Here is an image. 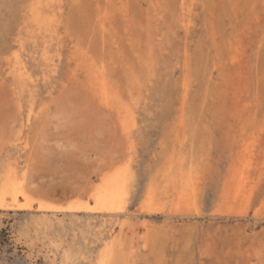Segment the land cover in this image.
<instances>
[{"label": "rangeland", "instance_id": "rangeland-1", "mask_svg": "<svg viewBox=\"0 0 264 264\" xmlns=\"http://www.w3.org/2000/svg\"><path fill=\"white\" fill-rule=\"evenodd\" d=\"M15 170L0 264H264V0H0Z\"/></svg>", "mask_w": 264, "mask_h": 264}, {"label": "bare ground", "instance_id": "bare-ground-1", "mask_svg": "<svg viewBox=\"0 0 264 264\" xmlns=\"http://www.w3.org/2000/svg\"><path fill=\"white\" fill-rule=\"evenodd\" d=\"M48 1V0H47ZM55 1V0H54ZM44 2V1H43ZM59 2V1H58ZM40 3V2H39ZM45 4H46V2H44ZM43 3V4H44ZM38 5V4H37ZM36 5V6H37ZM41 5V4H40ZM36 6H34V7H36ZM43 6V5H42ZM45 7V6H44ZM39 8H41V6L39 7ZM42 10H43V8H41ZM41 9L40 10H38L37 9V7L35 8V10H37V11H41ZM62 9V8H61ZM35 13V12H34ZM37 14H38V12H37ZM39 14H40V12H39ZM39 16H41V14L40 15H38V17ZM45 16V15H44ZM52 16V15H51ZM56 16V15H55ZM34 18V17H33ZM37 18V17H36ZM40 19V18H39ZM37 20V19H36ZM40 20H42V17H41V19ZM40 20H38L39 22H40ZM45 21H46V19H45ZM34 24V23H33ZM37 24H39V23H37ZM40 24H42V23H40ZM42 27H44V26H42ZM42 27H41V29H42ZM54 31V30H53ZM42 34V33H41ZM41 34H39V35H41ZM42 36H40V37H38V38H41ZM43 38V37H42ZM38 40V39H37ZM42 40V39H41ZM39 41V40H38ZM22 43V42H21ZM24 43V42H23ZM22 43V44H23ZM39 43V42H38ZM38 45V44H37ZM51 47V46H50ZM49 47V48H50ZM20 49H21V47H20ZM24 49V48H23ZM49 50V49H48ZM50 51H51V49H50ZM48 53H50V52H48ZM53 53V52H52ZM43 54H45V53H42V55ZM54 55V54H53ZM20 56H21V54H20ZM47 56V55H46ZM49 56V55H48ZM55 56V55H54ZM24 57V56H23ZM42 58H45V59H47V57H42ZM80 59V58H79ZM49 62H50V60H48ZM53 61V60H52ZM56 61V60H55ZM54 62V61H53ZM93 62V61H92ZM55 63V62H54ZM53 63V64H54ZM45 64V63H44ZM44 66H46V65H44ZM48 67V66H47ZM98 68V67H97ZM99 69V68H98ZM98 69H95V73L97 74V72L99 73V71H98ZM46 70V69H45ZM47 70H49L48 68H47ZM89 71V70H88ZM27 72V71H26ZM28 73V72H27ZM25 74V73H24ZM47 74H48V71H47ZM95 74V75H96ZM104 74V73H103ZM101 75H102V70H101ZM101 75L99 74V76L101 77ZM91 76V75H90ZM27 77V76H26ZM25 77V78H26ZM31 77V76H30ZM30 77H28V79L30 78ZM102 78V77H101ZM101 78H100V80H101ZM104 78L105 77H103L102 79L104 80ZM96 79V78H95ZM29 80H31V79H29ZM97 80H99V77H98V79ZM99 80V81H100ZM106 80V79H105ZM15 82H16V79H15ZM18 82V81H17ZM16 82V83H17ZM20 82H21V80H20ZM97 82V81H96ZM95 82V83H96ZM101 82V81H100ZM26 83V82H25ZM24 82H23V84H25ZM28 83V82H27ZM98 83V82H97ZM103 83L104 82H102L101 84L103 85ZM19 84V83H18ZM21 84V83H20ZM20 84H19V86H20ZM27 84H25L24 86H26ZM22 86V85H21ZM20 86V87H21ZM24 86H22V87H24ZM28 86V85H27ZM26 86V87H27ZM104 86V85H103ZM30 87V86H29ZM28 87V88H29ZM25 88V87H24ZM23 89V88H22ZM22 89H21V91H22ZM103 89V88H102ZM101 89V90H102ZM106 88H104V90H105ZM100 90V89H99ZM30 91V90H29ZM105 93L106 94H104V96L106 95L107 96V91H105ZM102 94V93H101ZM105 96V97H106ZM108 97L109 96H107L106 98V100H108ZM104 98V97H103ZM106 102V101H105ZM107 102H109V101H107ZM250 150V149H249ZM248 151V150H247ZM250 164V163H249ZM13 166V165H12ZM11 166V168H14V167H12ZM10 167V166H9ZM16 167V166H15ZM17 168V167H16ZM245 168V167H244ZM12 170V169H11ZM7 172V171H6ZM113 173V174H112ZM127 173H123V171H116L115 170V172H113V171H111V173H109V176L108 177H105L104 178V180L102 181V184H100V185H97L96 187V190L94 191V194H93V198H94V200H95V203H97V207L95 206L94 207V210H95V208H96V210H98V211H108V212H116L117 211V209L119 208V202H120V200L123 198V196H125V194H126V186H127V175H126ZM19 176V175H18ZM17 176V172H16V170L15 171H13L11 174H10V176H9V178L8 179H6L7 181L5 182V184H3V187H2V185L0 186V188H1V191H0V208H5V209H7V208H11L12 207V203H8V202H6L8 199H10L11 200V202H17V201H19V197L20 196H24L25 198H26V196H27V194H28V192H27V190L24 188V187H22L21 186V184H22V182H20V179H21V177H20V179H19V177ZM250 177V176H249ZM23 178V177H22ZM4 179V178H3ZM25 179V178H24ZM241 179V178H240ZM23 180V179H22ZM129 181V180H128ZM243 181V180H242ZM3 182V183H4ZM185 196L186 195H184V198H185ZM28 198V197H27ZM194 201V200H193ZM193 201H192V203H193ZM90 208H91V206H89ZM88 206L85 208V207H80V206H75V207H73L72 209H71V207H69L70 208V210H80V209H84V210H86V211H90L88 208H89ZM122 207V206H121ZM13 208V207H12ZM41 208V207H40ZM42 208H44V207H42ZM42 208H41V210H42ZM48 209H49V207H47ZM53 208V207H52ZM57 208V207H56ZM39 209V208H38ZM60 209H62V208H60ZM93 209V208H92ZM93 210V211H94ZM83 211V210H82ZM92 211V210H91ZM90 211V212H91ZM111 251V250H110ZM106 254V253H105ZM108 254V253H107ZM115 256V255H114ZM109 258V255H107V260H109L108 259ZM107 260L105 259V256L100 260V262H99V264H106V262H107Z\"/></svg>", "mask_w": 264, "mask_h": 264}]
</instances>
